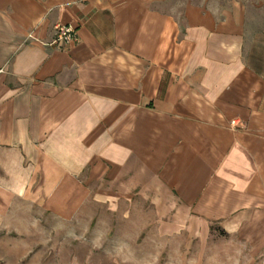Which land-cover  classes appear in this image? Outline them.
<instances>
[{"label":"crops","instance_id":"obj_1","mask_svg":"<svg viewBox=\"0 0 264 264\" xmlns=\"http://www.w3.org/2000/svg\"><path fill=\"white\" fill-rule=\"evenodd\" d=\"M90 166L162 237L218 226L239 256L210 264H264V0H0V216L41 176L73 213Z\"/></svg>","mask_w":264,"mask_h":264},{"label":"rangeland","instance_id":"obj_2","mask_svg":"<svg viewBox=\"0 0 264 264\" xmlns=\"http://www.w3.org/2000/svg\"><path fill=\"white\" fill-rule=\"evenodd\" d=\"M98 176L91 166L79 175L88 182V197L69 215L35 198L44 181L35 178L34 186L22 191L25 200L0 216V264H210L239 256L226 253L239 249V240L218 226L204 237H162L152 198L141 191L131 203L114 199L110 190L102 194ZM84 196L77 197L83 202Z\"/></svg>","mask_w":264,"mask_h":264},{"label":"built area","instance_id":"obj_3","mask_svg":"<svg viewBox=\"0 0 264 264\" xmlns=\"http://www.w3.org/2000/svg\"><path fill=\"white\" fill-rule=\"evenodd\" d=\"M57 31V38L56 42L64 44V45H71L76 42V30L69 25H58L56 27Z\"/></svg>","mask_w":264,"mask_h":264}]
</instances>
